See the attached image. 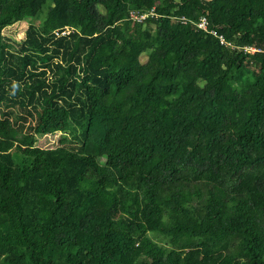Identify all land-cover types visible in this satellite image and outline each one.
Masks as SVG:
<instances>
[{
    "label": "trees",
    "instance_id": "trees-1",
    "mask_svg": "<svg viewBox=\"0 0 264 264\" xmlns=\"http://www.w3.org/2000/svg\"><path fill=\"white\" fill-rule=\"evenodd\" d=\"M0 264H264V0H0Z\"/></svg>",
    "mask_w": 264,
    "mask_h": 264
},
{
    "label": "rangeland",
    "instance_id": "rangeland-1",
    "mask_svg": "<svg viewBox=\"0 0 264 264\" xmlns=\"http://www.w3.org/2000/svg\"><path fill=\"white\" fill-rule=\"evenodd\" d=\"M27 21H20L14 23L8 28L3 30V37L10 42H21L24 39V33L27 28ZM145 57L142 56V61ZM65 136L62 133H55L51 135L37 136L35 145L42 149H51L59 145V139Z\"/></svg>",
    "mask_w": 264,
    "mask_h": 264
},
{
    "label": "built area",
    "instance_id": "built-area-1",
    "mask_svg": "<svg viewBox=\"0 0 264 264\" xmlns=\"http://www.w3.org/2000/svg\"><path fill=\"white\" fill-rule=\"evenodd\" d=\"M154 16V11L153 9H151L150 11L148 12H144V13H139V12H130L129 14V17L130 19L133 21V22H141L143 21L145 18L147 17H153ZM180 22L182 24H185L186 23V20L184 18H180ZM192 25L196 28L197 31L199 32H204V33H207V34H210V35H213L219 42L220 45L224 46V47H231V44L228 43L227 41H225L222 36L220 35H216V33L214 31H208L207 29V21L204 17H201L199 18L198 21L196 22H192ZM71 30H69L68 28H64L63 30L61 31H56L54 34L59 37V36H64V35H67ZM244 51H247V52H255L256 50L255 49H252V48H248V47H245L244 48Z\"/></svg>",
    "mask_w": 264,
    "mask_h": 264
}]
</instances>
